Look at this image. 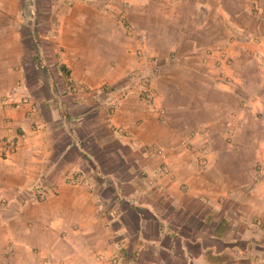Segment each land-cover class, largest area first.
<instances>
[{"label": "crops", "instance_id": "obj_1", "mask_svg": "<svg viewBox=\"0 0 264 264\" xmlns=\"http://www.w3.org/2000/svg\"><path fill=\"white\" fill-rule=\"evenodd\" d=\"M6 137L0 264H264V0H0Z\"/></svg>", "mask_w": 264, "mask_h": 264}, {"label": "built area", "instance_id": "obj_2", "mask_svg": "<svg viewBox=\"0 0 264 264\" xmlns=\"http://www.w3.org/2000/svg\"><path fill=\"white\" fill-rule=\"evenodd\" d=\"M80 87L81 86L76 85L73 81L70 83V88H71L72 91H78ZM144 88H145V90L150 91L149 87L147 86V82L146 81L144 83ZM115 107H116V103L113 102L111 104V109L110 110L113 112ZM121 131L124 134L127 133L126 129L122 128ZM17 146H18V144H17V141L15 140V138L6 137L2 141V144H1V147H0V153L3 156H8L9 154H11L12 152H14L16 150ZM144 150L148 153V155L160 154L162 152V148L159 147L157 144L146 145ZM199 162L201 164H205L204 163V159H200ZM167 172H168V168L166 167V165L162 166L161 169L159 170V174H161V175L162 174H166ZM40 194L45 196L46 192L45 191H40Z\"/></svg>", "mask_w": 264, "mask_h": 264}, {"label": "rangeland", "instance_id": "obj_3", "mask_svg": "<svg viewBox=\"0 0 264 264\" xmlns=\"http://www.w3.org/2000/svg\"><path fill=\"white\" fill-rule=\"evenodd\" d=\"M130 30V29H129ZM144 51V50H143ZM144 53H147L146 51H144ZM212 54H213V50L212 49H208V51L206 52V55H205V57H204V59L205 58H208V60H209V57H211L212 56ZM172 58H175V55H173L172 56ZM203 59V63L205 64V60ZM148 61H149V66H150V68H151V72L149 73V74H154V73H156V72H158L159 71V66H160V60H159V57L157 56V55H155V54H151V55H148V59H147ZM220 59H217L216 60V63H214V67H217L218 65L217 64H219L221 61H219ZM219 62V63H218ZM138 72H141V71H138ZM149 76H151V75H148L147 77H143V80H142V82H141V85H142V90L144 91V92H149L148 90H145V88H144V83H145V81L147 82V86L149 87V89H150V91L152 90V87H151V78L149 77ZM73 80L71 79V80H69V91H70V93L72 94V95H77V94H79L80 92L81 93H83V92H89V91H91V90H88L87 88H85V87H83V86H81V85H79V86H81L80 88H79V90L78 91H72L71 90V88H70V83L72 82ZM74 82V81H73ZM75 83V82H74ZM223 83H225V82H223ZM76 85H77V83H75ZM258 168V167H257Z\"/></svg>", "mask_w": 264, "mask_h": 264}]
</instances>
